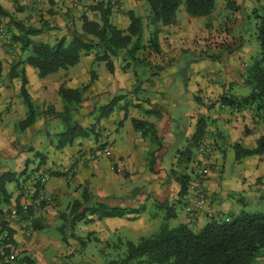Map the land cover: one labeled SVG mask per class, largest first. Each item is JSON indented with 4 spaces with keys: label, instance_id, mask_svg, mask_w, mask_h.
<instances>
[{
    "label": "crops",
    "instance_id": "0c3cea01",
    "mask_svg": "<svg viewBox=\"0 0 264 264\" xmlns=\"http://www.w3.org/2000/svg\"><path fill=\"white\" fill-rule=\"evenodd\" d=\"M92 1L89 0L85 4L92 6ZM253 1L256 0H223L226 9L229 10L230 5L233 3L236 9L232 11L234 18L237 20V24L233 29H237L238 32L230 29L232 32H229L230 40L228 42L235 43L234 38L240 33L242 25L246 21L242 10L254 8ZM120 2L122 5L121 10L116 11L110 7V22L119 29L126 30L130 26V19L127 16L128 12H134L135 15L142 17L143 9L147 10V2L145 0H120ZM101 4L108 5L105 3ZM0 5L11 14H18L25 10L34 15L33 12L35 11L33 8L40 7L44 9L43 12L46 14V18L50 20V24L53 23V20L60 23V21L74 18L77 30H81L82 27V22L78 18L81 15L75 16L71 11L68 13L67 7L72 8L70 0H0ZM78 11L83 14L84 8ZM100 15L98 11H94V13L88 14V17L100 20ZM186 17L189 21L181 23L178 21L176 14L173 24L162 27L159 37L163 52H160V54L153 53L150 56L148 60L152 61L153 69L142 67L144 70H141V73L145 77L141 82L138 80V72L133 70L134 66L131 69L124 70L125 63H118L120 62V58L116 59L117 62L115 63V71L113 73L105 71L103 65L100 66L101 73L97 72L94 70L96 63L94 54L89 56L84 55L77 66L68 70H60L43 79L39 77L38 71L35 68L29 65L21 66L25 68L29 81L27 89L32 100L36 102L37 99H40L41 102L50 107V112L42 113L35 124L25 129L19 140L17 137L18 144H14L13 139L8 141V138L4 134L7 131L9 132L8 128L12 127L11 123L16 122L18 124L19 121L27 117L24 104L22 102L19 103L16 98L12 101L9 95L21 92V79L19 77L11 78L12 72L10 71V67L20 59L10 57L0 40V60L4 63V71L0 79L9 78L8 85L0 86V101L5 103L4 97H6V100L8 99V106L3 113L4 120L0 121V155L5 160H11L15 163L16 172L14 173L17 175L24 174L23 176L27 179V183L23 186L25 188L20 186V188L12 187L13 193H11L13 196L11 204L3 207L4 211L11 210L9 212L11 215L7 213L5 218L9 221V228L12 231L10 244L17 252V258H19L18 255L20 254L21 258H30L33 264H55V259L52 258L53 253H58V250L66 248V246H74L76 238L72 237V239L74 238L72 241L71 236L68 235L72 225L64 226L63 215L67 214L68 217L70 213L71 203L68 200L74 201L80 199L84 188H87L93 195H97L100 201L108 203L112 207L143 209L140 215L128 216L129 219H138L137 221H150L151 218L153 219L154 214L149 210H152V207H156L158 202L165 203L166 200L174 202L180 198V184L174 177L168 176L171 170L176 169L177 154L171 155V161L166 162L168 151L175 148L174 143L177 136H184L183 140H185V143L183 148H185L186 143L194 135L198 121L202 116L209 118V122H213L217 126L218 121H225L234 116L236 117V115L229 117L226 114H215L211 117L208 110L212 109L213 105L208 103L210 105L209 108V106H206L207 100L203 101V95L205 96V94L199 88L202 85L195 84L194 86L191 82L190 85L188 84L189 80L187 77H190V72L187 69H181L180 72H183V74H178L177 68L175 70L174 67L177 66L185 53L190 52L191 54H195L197 56L196 60L206 55L202 49L201 51L191 49L192 38L196 34L208 37L210 33L216 32V28H219L220 33H225L226 31L225 29H221L216 22L211 23L209 21L205 25L198 23L199 20L203 21L205 18L210 20L211 16L193 18L187 14ZM24 24L43 28L44 32L41 36H34V40L36 41L49 40L47 36L52 31L50 27L55 26V23L50 26L40 25L36 19L30 17L26 21L24 20ZM144 25L145 31H147V24L145 23ZM168 31L172 35L168 36ZM163 34L170 37L168 42H164ZM232 34L234 35L232 36ZM241 38L240 40L243 39ZM207 43L206 40L200 42L202 47L206 46ZM242 48H244L246 53H251L247 47H244V44ZM84 63L86 66H84ZM17 70L19 71V69ZM177 74L183 75L181 79H176ZM167 78L170 80L165 85L162 81ZM1 83L2 81H0V85H2ZM230 83H235V81H231ZM238 83L242 86L245 85L243 78ZM87 85H89L87 94L88 96L92 95L87 100L89 102L87 110L91 125L103 123L97 117L98 108L99 106L109 105L112 103V100L118 98H115L113 94L126 92L129 100L134 95L135 98L131 103L134 104H132V107L135 106V108H132L134 109L132 110L131 105L123 103L120 99L116 103V110L114 109L109 117L103 119L104 124L109 125V127L105 128V133L100 130L99 126H96V131L100 133V136L96 137L97 139L95 136H92L90 139L78 140L73 146L58 150L56 149L55 141L51 140L53 131H50L48 127H51V130L56 128V133H61V121L53 114L54 111L60 112L63 108L60 91L62 89H80ZM164 88L166 89L165 91L163 90ZM197 88L198 90H195ZM172 90L175 92L173 93ZM160 91H164V93ZM4 92L8 93V96H5ZM197 92L199 93L197 94ZM219 92H215L217 93L214 94L215 98L220 96H218ZM156 94L159 97L162 95V98H164L163 94L175 95L178 97V104H187L190 108L183 115V113H177L176 108L178 105H176L172 107L173 110L170 113L167 108H164L163 102L156 98ZM225 94L228 95L227 92ZM241 94L236 93L235 95L240 98ZM182 98H185V100H182ZM220 98L218 99L219 101ZM9 102H12V104ZM85 103L81 110H83ZM195 104H201L202 108L197 109L194 107ZM0 106V110H3L4 104ZM236 112L242 118L240 123H234V126L226 124L230 138L233 142L239 143L244 148H256L257 140L264 136V126H253V122L250 120L251 116L247 113L250 112L249 110L237 109ZM47 114L52 116L46 119L45 115ZM179 116L184 117L181 119ZM186 117L188 118L187 122L185 120ZM132 118L142 119L155 125L157 134L162 141V148L160 150L156 151L157 149H153L150 141L144 139L142 133L134 129ZM246 125L250 127H246L244 130ZM178 128H180V132H178ZM11 132H14L13 128ZM206 132V136L209 135L208 133H210L211 137L218 135L221 140L222 135L212 126L208 127ZM46 136L49 139L48 141H51L50 149L52 154H49V156L45 154V148L48 147V144L44 141ZM105 150H110L115 159L124 163L125 170L122 173L116 171L115 160L107 156L104 153ZM38 152L45 157L43 161L40 156L36 155ZM247 158L250 159L249 161L246 160L247 163L240 164V176L237 179L233 176L226 178V181H224L226 188H228L227 186L231 188L238 187L239 190L245 191L250 187L249 184H257V181L264 177V155ZM243 159L246 158H242L239 161ZM198 160H202L201 157ZM41 163H43L42 166H40ZM188 166L189 173L193 169V165ZM188 166L186 167L188 168ZM6 171L11 170L9 168L0 169V173ZM36 172L38 173V177H36ZM208 174V178L210 179L208 181L205 180V182L209 190H211L208 203V208L211 210L212 202H215L216 207H218L219 203L224 204L223 199L225 200L226 192L223 191V186L220 187L215 182V176L220 175V173L208 170ZM36 185L37 187H35ZM189 192L190 194L186 198V201L187 205L190 206L189 203L191 202L189 199L193 198L194 195L190 188ZM24 205H28L27 211L23 209ZM13 210H17L15 217L12 216ZM90 219L95 221L91 231H96V229L101 227L97 232L104 233L107 237H110L113 232L120 230L122 227L129 225L130 228H133L130 223H127L128 221L125 218L98 220L96 216H90ZM179 219L181 223H188L191 220L186 212L185 214L182 213ZM84 224L86 223L83 221ZM97 224H99V227L95 228ZM77 225L80 226L78 228H82L81 223H77L73 228ZM66 229L67 231H65ZM76 247L74 246V248Z\"/></svg>",
    "mask_w": 264,
    "mask_h": 264
},
{
    "label": "trees",
    "instance_id": "16d2710c",
    "mask_svg": "<svg viewBox=\"0 0 264 264\" xmlns=\"http://www.w3.org/2000/svg\"><path fill=\"white\" fill-rule=\"evenodd\" d=\"M145 1L149 5L147 27L152 30L147 41L145 40L144 19L141 16L135 15L134 12H128L130 26L126 30L119 29L110 22L111 8L109 6L105 8L103 4L99 8L92 7L93 13L98 11L101 14L100 20L88 17V13L85 11L79 17L82 22L81 30L76 28L70 31L69 35H64L54 42L34 40V36L38 37L43 34V28L17 23L14 41L21 46L25 56L12 65L11 78H21L22 100L28 111L27 117L18 122V128L24 131L35 124L42 114L38 112L39 108L28 92L27 84L29 81L25 68L21 66L29 65L35 68L39 77L43 79L60 70H68L77 66L84 55L94 54L95 61L106 63V68L110 73L115 71V58H122L125 63L124 70L131 69L136 64L150 68V63L139 55L148 50L160 54L159 34L162 32V27L173 24L176 13L182 4L186 13L193 18L211 16L216 9L215 0ZM253 11L256 20L255 34L260 45V58L255 60L243 75L244 84L251 89V94L241 99L234 96H222L220 102L223 107L236 110H252V107L256 105V110L260 112L264 120V5ZM12 17V14L0 5V20ZM19 67H21L20 71L17 70ZM3 71L4 63L0 60V78ZM88 89L89 85L80 89H62L60 91L63 108L60 112L54 111L53 114L63 122L64 130L58 134L56 149L62 150L64 147L73 146L78 140L100 136V133L96 131L97 125L86 127L79 119L82 106L87 100ZM120 99L121 97H118L112 100L111 104L101 106L99 119L103 120V118L109 117ZM206 119V117L199 119L191 140L187 142L184 150L179 152L176 167L183 168L186 173L178 174L175 169L172 170L173 176H176L175 179L181 186L180 198L177 203H182L183 209L189 207L186 198L190 194L189 188L194 179V168L196 164L201 163L200 160H195L193 149L197 147L200 150L203 142L206 141ZM132 124L134 129L141 132L143 138L148 139L152 146L157 145L156 151L162 148V141L157 134L155 125L137 118H132ZM257 141V147L252 149L244 148L239 143L234 144L237 159L264 155V136ZM36 155L40 156L42 161L45 159L39 152ZM188 165H193L191 173H188ZM15 182H18L16 173L12 171L0 173L2 227L0 233L7 231L10 235V241L12 231L9 228V221L5 218V215L10 211H4L3 207L11 204L13 195L8 190V185ZM257 184L263 187L262 191L264 192V177L259 179ZM177 203L171 204L173 207L167 201L166 203H157L158 208L165 207L168 209H165L167 213L164 224L152 234L142 236L137 242L109 243L110 251L115 247L114 252L117 255L110 257L111 259L108 256L106 264H262L260 260L264 258V210L257 212L242 211L228 221L211 219L201 229L196 230L193 227L195 224L193 225L191 220L188 223L170 226L171 218H177L175 211ZM142 210L108 206L100 201L97 195H93L87 188H84L81 198L71 203L69 218L67 214L63 215L64 226L71 224L73 228L81 221L92 222L93 220L87 218L88 216H96L98 220L124 218L130 215H140ZM154 218L156 215L153 216ZM199 221L200 217L198 216L194 223ZM16 261L18 264H33V261L27 257L17 258Z\"/></svg>",
    "mask_w": 264,
    "mask_h": 264
},
{
    "label": "rangeland",
    "instance_id": "374dc122",
    "mask_svg": "<svg viewBox=\"0 0 264 264\" xmlns=\"http://www.w3.org/2000/svg\"><path fill=\"white\" fill-rule=\"evenodd\" d=\"M216 1V9L214 11V13L211 15L210 20L208 18H205V20H199V24H207L209 23V21L211 23H218L221 29H225V33H220L219 32V28H216V32L214 33H210V35L208 37H204L202 35L196 34L194 36V38H192V47L191 49L194 51H205V54L203 56V58H199L198 60H196L197 56L195 54H191L189 53H185L183 54L180 62L177 64L175 68H177V73L179 74H183V72H180L181 69H184L188 72H190V77L188 76L187 79L189 80V85L190 82L195 86V84H199L202 85L199 88L202 90V93L205 94V96L203 95V101H206V106L210 108V105L212 104L213 107L212 109L208 110L209 111V115L211 117H213L215 114L216 115H228L229 117H232L234 115H236V117H232L229 120H225V121H218V126L214 125L215 123H210L209 122V118H207V128L208 127H213L215 130H218L219 134L222 135L221 140L219 139L218 135H215L213 137H211L210 133H208L209 135L206 138V143L209 145V152H207V154L205 155H201L200 150L196 147L193 149V155L195 160L197 161L200 157L203 160V164L205 166L206 169L210 170L211 172L214 171L217 173H220V175H216L215 176V182L218 186H223L224 190L226 192V197L223 203H219L218 207L215 206V202H212V207L211 210L215 213L212 219H225V220H231L234 216H237L238 214H240L242 211H247V212H257V211H261L264 210V192L262 191L263 187H261V185L259 186L258 184H249L250 187L245 190V191H241L238 189V187H233L231 188L230 186H227L228 188H226L224 186V184L226 185V183H224V181H226V178L229 176H233L235 179H237L240 175V164H245L247 163L246 160H250L249 158L243 159L241 161H239L237 159V154H236V150L234 148V144H236V142H233V140L230 138L229 132L226 128V124H230L232 126H234V123H240L241 121V116L239 115L238 112H236V109H231V108H226V107H222L221 102L218 100L220 97L222 96H228L230 95H235L236 93H242L240 96V99L243 97H248L251 94V89L246 86V85H240L238 82L241 81V79H244L245 73L247 68L257 59L260 58V45L259 42L257 40V36L255 34V24H256V20L254 18V11L255 9H260L261 6L264 5V0H256L253 1L254 2V8H247L245 10H242L243 16L246 19L245 24L242 25V29L240 31L239 34H237L236 38H234L235 43H230L228 42L230 40V34L229 32L231 31L230 29H232V31L234 32H238L237 29H233V27L237 24V20L234 18V14H233V10L235 9V5L234 3L230 5L229 10L226 9V7H224L223 4V0H215ZM232 2V1H231ZM102 3L108 4L107 6L104 5L105 8H107L108 6L110 7V4L108 3V0H103ZM17 5V4H16ZM100 6V5H99ZM147 6V10L143 9L142 11V18L144 19V24L146 23L148 25V11H149V5L148 3L146 4ZM17 7H19L17 5ZM89 8L92 9L93 6L89 5ZM99 8V7H98ZM225 8V9H224ZM35 12H33L34 15H31L30 12H26L21 11L20 13H12V18H5L1 21V25L3 26L4 29H6L8 35L10 36L12 42H13V51L12 48L8 47V45H6L4 42H2L4 44V47L7 49V54L14 58V59H22L24 58V54L21 50V46L17 43H15L14 41V35L17 32V23H24V20L26 21V19L28 17L32 18V19H36V21H38L40 23V25L43 26H50L52 24L55 23V26L50 27L51 28V33L48 34V39L51 42L56 41L57 39L61 38L62 36H67L70 34V31H73L76 29V20L73 19H69V20H64V21H58L54 22L50 24V20H48L46 18V14L43 12L44 9L43 8H33ZM68 13H70V11L73 13V15H82L81 12H79L78 10L74 9V8H69L67 7ZM67 13V14H68ZM177 14V19L178 21H180L181 23H187V21H189L186 17V13H185V8L184 5L182 4V6L180 7L179 11L176 13ZM79 18V17H78ZM64 23V24H62ZM60 24H62L60 26ZM231 31V32H232ZM152 30L151 28L147 27V31H145V40L147 41L149 39V36L151 34ZM242 33V34H241ZM168 36L172 35L169 31H168ZM234 34H232L233 36ZM242 35V38H241ZM164 42H168V40L170 39V37H167L165 34L162 35ZM71 39V37H69ZM240 38L242 40H240ZM203 40H206L207 45L206 46H201L200 42H203ZM244 44V47H247L251 53H246L244 48H242V45ZM161 47V46H160ZM207 48V49H206ZM160 52H163V49L160 48ZM232 52V53H231ZM231 54V55H230ZM153 55V52L151 50H148L146 52H142L140 53V57L146 59L149 63H150V68L153 69L152 67V61H149L148 59H150V56ZM205 57V58H204ZM120 62L118 63H124L122 58H120L119 60ZM117 60L116 58L114 59V63H116ZM17 63V62H16ZM11 64V63H9ZM168 64V63H167ZM103 65V67L105 68V71H108L106 68V63L103 62H96L95 63V68L94 70H96L97 72L101 73V68L100 66ZM84 66H86V64L84 63ZM145 66V65H144ZM143 65H134L133 70H136L138 72V76L140 82L144 79V75H142L141 70L145 68ZM8 67V66H7ZM19 71L21 70V67L18 68ZM10 71H12V67H10ZM109 72V71H108ZM176 75L177 76V80L181 79V76L183 75ZM8 79H3L0 81H2V85L0 86H6L8 85ZM21 79V78H20ZM174 79V78H173ZM174 79V80H176ZM162 80V79H161ZM169 78L164 79L162 82L167 85V81L169 83ZM231 81H235V83H230ZM139 82V84H140ZM243 84V83H242ZM193 89V88H192ZM164 91L166 90L165 88L163 89ZM195 90H198L195 89ZM120 91V90H118ZM164 91H160L161 93H164ZM173 93L175 92L174 90H172ZM216 91H220L218 94V98L214 97V94ZM225 92L228 93L225 94ZM199 92H197L198 94ZM5 96H8V93L4 92L3 93ZM10 98L15 100V98L17 99V101L19 103H23L22 100V94L19 91V93L17 94H9ZM142 95V94H141ZM157 95V99L162 101L164 108H167L168 111H170V113H172L173 110V106H177L176 110L177 113H183V115L189 110V105L187 104H178V97L175 95H169V94H163L162 95ZM230 95V96H231ZM92 96L91 94L88 96L87 94V100L88 98ZM113 96L116 97H121V100L123 101V103L128 104L129 106L131 105V109L135 108V106L132 107L131 102H133L134 100V95L131 97V100H129L128 98V94L126 92L123 93H116L113 94ZM140 97V96H139ZM142 97V96H141ZM235 98H238L236 95L234 96ZM123 98V99H122ZM5 99V103H3V101H0V105L4 104L3 106V110H0V121L4 120L3 118V113L6 111V107L8 106V99L6 100V97H4ZM102 99V98H99ZM143 100V98H141ZM209 99V101H208ZM87 100L85 101V106L83 107V110L80 111V116L79 119L81 120V122L83 123V125L87 126H91V120L90 117L88 115V110L87 108L89 107V102H87ZM182 100H185V98H182ZM12 104V102H9ZM35 105L39 108L38 112L39 113H49V106H47L44 102H41L40 99H37L36 102H34ZM210 105H209V104ZM219 104V106H217ZM134 105V104H133ZM221 105V106H220ZM100 107L98 108V118L100 117ZM197 109H201L202 106L201 104H195V106ZM1 108V106H0ZM252 110H249L250 112H247L251 117L250 120L251 122H253V126L255 127H263L264 126V120L260 115V112H258L256 110V105H254L252 107ZM24 109L27 111V107H25L24 105ZM116 110V108H115ZM134 110V109H132ZM118 112V111H115ZM46 119H48L50 116V114L45 115ZM181 119H183L184 116H179ZM205 117V116H202ZM105 119V118H103ZM187 117H186V122H187ZM100 122H103L102 124L98 123L97 126L100 127V130L103 131V133H105V128L109 127L108 124H104V120L100 119ZM228 122V123H227ZM8 123V122H7ZM60 126H61V132H63L64 130V125L63 122H60ZM5 125H7L5 123ZM12 127H9L7 131V133H5V137L8 138V141L10 139H13V143L14 144H18L17 141L19 140L20 136L24 133V131H22L20 128H18L17 123H11ZM248 128L250 126L246 125L244 127ZM14 129V132H11V129ZM177 128V127H176ZM48 129H50V131H53L51 135H53L51 137V140H54L56 145L58 143V134L60 133H56V128H53L51 130V127H48ZM178 132H180V128L177 129ZM183 130V129H181ZM182 133V132H181ZM18 137V140H17ZM16 138V140H15ZM181 138V139H180ZM184 136L183 135H178L175 144V148H172L170 151H168L167 153V158H166V162L168 163L169 161H171V155H176L177 157L179 156V152L183 151L184 148V143L185 140H183ZM49 139H47V136L45 137L44 141L46 144H48V147L45 148L46 149V156H49V154H52L51 149H50V144L51 141H48ZM219 140V141H218ZM187 146V143L186 145ZM157 145L153 146V149H157ZM177 150L178 153H177ZM219 152V154H218ZM218 154V155H217ZM110 158H113L112 160L114 161V165L115 164H122L123 162L118 161V159H115V156L111 155ZM217 158V159H216ZM215 160V161H214ZM225 162V163H224ZM124 164V163H123ZM3 168H9V170L16 172V167H15V163H13V161L11 160H5L1 155H0V169ZM125 170V167H124ZM123 170V171H124ZM177 171L178 174H182L183 172L186 173V170L183 171V168H179L176 167L175 169ZM30 173L31 170H29ZM122 171V172H123ZM192 171V170H191ZM223 172H224V176H223ZM37 173V172H36ZM191 173V172H190ZM174 174L172 173V170L168 173V176H172L174 178H176V176H173ZM36 177H38V173L36 174ZM194 177V175H193ZM209 174L207 176V178L205 180H209L210 178ZM224 177V178H223ZM228 177V178H229ZM195 180V178H194ZM27 183V179L25 176H19L18 175V182H15L13 184L8 185V190L10 192L13 193L12 191V187H23L25 186V184ZM244 184V183H243ZM246 184V183H245ZM235 185V184H234ZM11 186V187H10ZM25 188V187H23ZM25 190V189H24ZM209 194H211V190H209ZM209 197V196H208ZM261 197V198H260ZM190 206L188 208H184L183 209V204L182 203H177L176 201H168V204L173 207L172 205L176 204V214H177V218H174L170 220V226L174 227L177 226L181 223L180 221V217L181 214L185 212L189 215V208L192 207V204L195 200V198L191 197L190 199ZM69 203H72V200H68ZM166 203V202H165ZM108 206H110L108 203H106ZM172 204V205H171ZM166 205V204H164ZM66 208V207H65ZM168 208L162 207V208H158V206L156 207H152V210H149L151 213H153L154 215H156V218L152 219L150 221H137L138 219H133V218H128V216L124 217L125 219H127V223H130V225L133 226V228H130V226H126V227H122L120 230L113 232L111 234L110 237H107L104 233L101 232H97L101 229L98 228L99 224H97V226L95 228L96 231H91L92 226L94 224L95 221L93 222H87L84 221L86 224L83 225V221L79 222L81 223V227L82 228H78L80 226H76L75 228H70V232H69V236H71V240L73 241L74 238H76V242L74 243V246H77L76 248H74V246H66V248H62L60 250H58V253H53L52 258L55 259V264H106L108 262V256L109 259H111L110 257H115L117 254L114 252L115 247L113 249H109V243H116L118 244L120 241H122L123 243L127 242V241H132V242H137L142 236H147L149 234H152L153 231H157L160 226H162L164 224V220H165V216L167 213ZM65 210V209H64ZM11 212V210H10ZM10 214V213H9ZM11 215V214H10ZM9 215V216H10ZM179 216V217H178ZM87 218L90 219V216H88ZM201 221V220H200ZM197 222L194 223L193 222V227L196 230H199L202 228L203 225H205L206 221H202V222ZM192 222V221H191ZM198 224V226H197ZM77 231V233H76ZM76 233V234H74ZM72 237H74L72 239ZM84 242V243H83ZM19 258H21L22 256L19 254L18 255ZM262 260V258H261ZM260 260V262H262ZM18 264V263H17ZM263 264V263H262Z\"/></svg>",
    "mask_w": 264,
    "mask_h": 264
},
{
    "label": "built area",
    "instance_id": "2783aa9c",
    "mask_svg": "<svg viewBox=\"0 0 264 264\" xmlns=\"http://www.w3.org/2000/svg\"><path fill=\"white\" fill-rule=\"evenodd\" d=\"M89 0H70L71 7L76 10H83L86 11L88 14H92L93 10L88 7L85 2H88ZM92 1V0H91ZM93 3V4H92ZM93 7H99L100 3H102L101 0H93L92 1ZM108 3L110 4V7L113 10L119 11L122 9V5L120 0H108ZM0 40L4 42L8 47L12 48L13 51V42L8 35L6 29L3 28V26L0 24ZM209 152V145L205 142H203V145L201 146L200 153L201 155H205ZM104 153L111 157L112 153L110 150H105ZM201 163H198L195 165L194 168V178L191 182L190 190L192 191L194 195V205H192L191 208H189V216L192 222H195L200 217V220L203 221H209L213 218L214 212L210 210L208 207L209 203V188L205 182L206 177L208 176V169L205 168L203 164V160H200ZM115 169L118 173H122L124 170V164H116ZM43 181V180H42ZM23 209L25 211L28 210V205H24ZM17 215V210L12 211V216ZM228 221V220H227ZM10 235L9 233L2 232L0 233V264H17V252L14 248H12L10 244ZM262 263L264 264V258H262Z\"/></svg>",
    "mask_w": 264,
    "mask_h": 264
}]
</instances>
